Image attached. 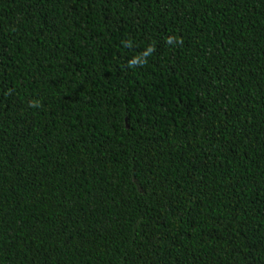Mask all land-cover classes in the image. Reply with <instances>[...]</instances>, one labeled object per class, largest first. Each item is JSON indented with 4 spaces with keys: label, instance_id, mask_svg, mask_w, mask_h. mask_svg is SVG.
Masks as SVG:
<instances>
[{
    "label": "trees",
    "instance_id": "obj_1",
    "mask_svg": "<svg viewBox=\"0 0 264 264\" xmlns=\"http://www.w3.org/2000/svg\"><path fill=\"white\" fill-rule=\"evenodd\" d=\"M0 264H264V0H0Z\"/></svg>",
    "mask_w": 264,
    "mask_h": 264
}]
</instances>
